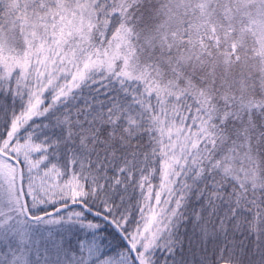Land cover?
I'll use <instances>...</instances> for the list:
<instances>
[{
  "label": "snow or ice",
  "instance_id": "obj_1",
  "mask_svg": "<svg viewBox=\"0 0 264 264\" xmlns=\"http://www.w3.org/2000/svg\"><path fill=\"white\" fill-rule=\"evenodd\" d=\"M0 264H264V0H0Z\"/></svg>",
  "mask_w": 264,
  "mask_h": 264
}]
</instances>
